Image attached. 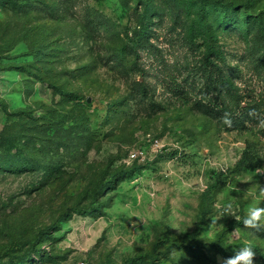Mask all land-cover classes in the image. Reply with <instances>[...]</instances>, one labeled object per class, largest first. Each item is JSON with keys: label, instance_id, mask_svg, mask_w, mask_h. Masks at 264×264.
Instances as JSON below:
<instances>
[{"label": "rangeland", "instance_id": "1", "mask_svg": "<svg viewBox=\"0 0 264 264\" xmlns=\"http://www.w3.org/2000/svg\"><path fill=\"white\" fill-rule=\"evenodd\" d=\"M20 111L50 168L0 171V264H264V0H0V132Z\"/></svg>", "mask_w": 264, "mask_h": 264}, {"label": "trees", "instance_id": "2", "mask_svg": "<svg viewBox=\"0 0 264 264\" xmlns=\"http://www.w3.org/2000/svg\"><path fill=\"white\" fill-rule=\"evenodd\" d=\"M236 7L234 5L231 6L230 10H235ZM228 10H223L221 14L227 13ZM199 16H204V11L201 10V14L199 13ZM142 32H140L141 34ZM142 37H139L138 40H140ZM140 42V41H139ZM141 43V42H140ZM135 43H132L131 49H133L136 45ZM138 85H141V83H137ZM8 114V113H7ZM24 115V112H16L13 113L12 116L17 118V121H14L13 126L11 127L10 131H4L2 130L0 132V171L1 172H31L39 170L41 167L44 168V172L48 173V170L50 167H48L47 164L41 165V163L35 162L32 160L31 155L23 156L21 152H19L18 145H19V135L18 132L19 127L22 126L24 123L25 118H22L21 116ZM98 208V196L94 197L92 201L90 202V205L84 209H76L74 213H80V214H89L92 213L94 210ZM201 212L203 216L207 214L206 207H205V201L203 200L201 202ZM73 216L72 211H66L59 215L58 222H65L69 220ZM58 224H53L44 230L40 231L35 239V242H42L44 238H46L49 234V231L54 230ZM177 248H183L188 249V246L186 245H176ZM159 264V259L153 255V254H142L135 257H131L126 260L125 264Z\"/></svg>", "mask_w": 264, "mask_h": 264}, {"label": "clouds", "instance_id": "3", "mask_svg": "<svg viewBox=\"0 0 264 264\" xmlns=\"http://www.w3.org/2000/svg\"><path fill=\"white\" fill-rule=\"evenodd\" d=\"M250 116H255L254 111L249 112ZM222 122L229 128L233 125V120L231 118V113L225 112L221 117ZM260 124L264 126V120L260 121ZM257 174L264 172L262 169L256 170ZM259 195L264 196V186H259ZM224 212L234 216L236 220H239V217H236L233 213V206L231 203H228L223 209ZM221 217H218L220 219ZM242 224L245 228L255 230L260 232L264 230V207L249 205L246 209L245 216L242 220ZM256 251L251 246V244L245 243V246L240 247L239 249H234V253L231 256L219 258L220 264H255Z\"/></svg>", "mask_w": 264, "mask_h": 264}, {"label": "built area", "instance_id": "4", "mask_svg": "<svg viewBox=\"0 0 264 264\" xmlns=\"http://www.w3.org/2000/svg\"><path fill=\"white\" fill-rule=\"evenodd\" d=\"M130 157H131V158H137L138 155H137L136 153H132V154L130 155ZM81 264H87V263H81Z\"/></svg>", "mask_w": 264, "mask_h": 264}]
</instances>
